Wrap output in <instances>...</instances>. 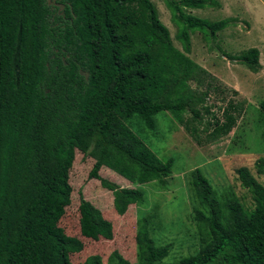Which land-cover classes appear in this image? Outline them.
Here are the masks:
<instances>
[{
  "label": "trees",
  "instance_id": "trees-1",
  "mask_svg": "<svg viewBox=\"0 0 264 264\" xmlns=\"http://www.w3.org/2000/svg\"><path fill=\"white\" fill-rule=\"evenodd\" d=\"M49 1L63 9L47 0H0V264H71L70 256L82 250L59 224L70 204L77 152L93 157L87 176L112 193L120 215L141 193L102 180L100 168L130 184L160 188L172 168L132 128L152 131L156 116L168 113L195 143L202 133L213 142L231 131L242 106L228 101L218 108L221 121L210 113L202 104L215 90L214 77L187 57L190 34L209 37L227 25L183 12L211 0H162L179 50L150 0ZM227 57L253 73L259 66L255 48ZM190 82L203 86L200 95ZM258 109L264 122V98ZM253 169L262 183L245 167L235 170L252 210L233 199L217 202L200 170H192L202 247L175 264H264V157ZM76 209L81 238H111L110 223L92 204L80 197ZM137 225V261L113 253L106 264H155L166 257L168 245H154L147 221ZM81 264L102 263L91 255Z\"/></svg>",
  "mask_w": 264,
  "mask_h": 264
},
{
  "label": "rangeland",
  "instance_id": "rangeland-1",
  "mask_svg": "<svg viewBox=\"0 0 264 264\" xmlns=\"http://www.w3.org/2000/svg\"><path fill=\"white\" fill-rule=\"evenodd\" d=\"M150 1L159 21L168 30L173 46L179 50V43L174 39L176 27L162 0ZM211 1L212 5L201 10L183 9V12L209 22L226 20L227 25L209 37L198 32L190 34L187 57L214 77L210 81L215 90L209 91L202 104L210 106V113L221 121L222 112L218 108H226L228 101L241 102L233 128L213 142L206 141L202 133L198 144L168 113L156 116L152 131L141 132L138 126L131 127L157 157L170 158L172 168L165 188L154 182L143 186L130 184L107 168H100L98 176L102 180L119 189L133 188L141 193L140 201L127 206L120 215L114 209L112 193L101 188L97 179L87 176L93 157L77 152L69 172L70 204L59 223L66 235L82 243V250L70 256L71 264H81L91 255L98 256L101 263L106 264L113 253L135 263L134 238L140 220L147 221L148 235L156 247H169L166 257L155 264H175L181 257L198 252L202 242L193 215L199 206L190 186V173L194 169L200 170L217 202L233 199L245 210L253 209L251 195L240 186L235 170L245 167L258 183L263 182L262 177L255 174L253 162L264 157V122L258 109L264 98V0ZM248 48H255L258 53L259 66L255 73L241 62L227 59V56L237 58ZM187 84L197 90V94L202 93L203 86ZM80 197L98 209L110 223V239L92 241L80 237L76 209Z\"/></svg>",
  "mask_w": 264,
  "mask_h": 264
},
{
  "label": "flooded vegetation",
  "instance_id": "flooded-vegetation-1",
  "mask_svg": "<svg viewBox=\"0 0 264 264\" xmlns=\"http://www.w3.org/2000/svg\"><path fill=\"white\" fill-rule=\"evenodd\" d=\"M50 5H51V6H54V8H56L57 11L63 9V7H62V8L59 7L60 4H58V3H54V1H51V4H50Z\"/></svg>",
  "mask_w": 264,
  "mask_h": 264
},
{
  "label": "water",
  "instance_id": "water-1",
  "mask_svg": "<svg viewBox=\"0 0 264 264\" xmlns=\"http://www.w3.org/2000/svg\"><path fill=\"white\" fill-rule=\"evenodd\" d=\"M47 3H48V5H50V4H51V2H50L49 0H47ZM59 7H60V8H62L63 6H62V5H60ZM79 74H80V75H82V76H84V78L86 79L87 75H86L85 73H83V72L79 71Z\"/></svg>",
  "mask_w": 264,
  "mask_h": 264
}]
</instances>
